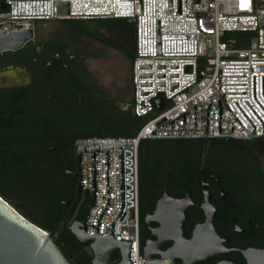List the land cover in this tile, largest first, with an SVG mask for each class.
Masks as SVG:
<instances>
[{"label":"built area","instance_id":"2783aa9c","mask_svg":"<svg viewBox=\"0 0 264 264\" xmlns=\"http://www.w3.org/2000/svg\"><path fill=\"white\" fill-rule=\"evenodd\" d=\"M69 3V13L59 3ZM0 31L35 28L38 20L126 17L136 23L133 62V111L149 120L133 137H83L82 185L92 194L96 151L97 199L86 224L95 234L106 206V151H109L110 205L100 220V235L120 209V154L124 145L125 218L115 224V238L133 242L134 264H163L143 253L139 211V147L157 137H264V0H5ZM254 32L248 47H235L226 33ZM201 58L204 62L201 67ZM211 70V72H210ZM165 103L158 109L156 100ZM158 111L157 113H155ZM80 162V159H79ZM81 174V165H80ZM80 182V180H79ZM92 202V204H93Z\"/></svg>","mask_w":264,"mask_h":264},{"label":"flooded vegetation","instance_id":"af4514ba","mask_svg":"<svg viewBox=\"0 0 264 264\" xmlns=\"http://www.w3.org/2000/svg\"><path fill=\"white\" fill-rule=\"evenodd\" d=\"M64 29L62 20L41 22L35 28V38L22 49L0 52V74L9 69L18 70L17 75H0V103L15 100L13 91L26 88L28 94L23 99L28 107L33 108L35 115L41 117L40 113L48 111L50 115L46 116L50 121H55L59 116L69 121L68 139L63 141L64 145L62 142L58 144L64 150L65 175L72 182L65 191L67 200L64 202L67 208L64 220H68L64 226L70 227L75 221L86 220L93 202L89 191L82 187L79 191L80 156L73 148L71 139L91 134L118 133L117 121L123 113L131 112L133 84L131 71L123 78L115 66L103 65V51L89 49L77 34H63ZM9 52L16 53V56H11ZM0 113V116H6L3 126H9V114L5 111ZM22 113L23 110L18 111V115ZM45 132H57V128L50 126ZM54 149L52 146L51 150ZM262 157L256 154L239 156L230 152L214 154L207 161V190L216 209L214 226L219 237L214 238V255L190 264H248L244 251H264V181L259 177L260 170L264 172ZM197 160L198 157L193 156L184 163L180 174L183 178L179 177V171L176 172L174 166L163 181L156 182L154 188L150 211L146 215L153 216V223L150 228L145 222L148 232L142 247L150 241V254L163 264L184 263L173 251L174 241L160 235L161 224L154 218L157 204L164 193L167 191L173 198L182 199L188 190L191 191L195 205L189 208L185 223L188 239L193 237L197 226L206 221L202 207L205 202L202 160L200 170H192ZM183 179L191 184L186 186ZM198 189L202 196L196 192ZM115 254L120 255L119 252Z\"/></svg>","mask_w":264,"mask_h":264},{"label":"trees","instance_id":"16d2710c","mask_svg":"<svg viewBox=\"0 0 264 264\" xmlns=\"http://www.w3.org/2000/svg\"><path fill=\"white\" fill-rule=\"evenodd\" d=\"M5 0H0V3ZM47 20H38L35 28ZM65 35L77 34L87 43L89 49L103 51L104 59L112 56L111 51L117 50L122 59L129 62L131 81L133 84V62L136 57V23L126 17L91 18V19H64ZM255 33L230 32L226 33L224 40L234 39L235 47H248ZM16 56V53L9 52ZM204 59L201 58V67ZM134 91V85H133ZM15 100L0 103V112L9 114V126H3L6 116H0V196L15 207L22 215L40 226L47 232H55V242L61 246L63 253L72 264H92L93 252L89 246L82 245L69 227H60L66 218L67 200L65 191L72 183L64 172L63 148L58 144L68 139L69 121L65 117H56L50 121L46 116L48 111L35 115L32 107L24 101L28 89L20 88L13 91ZM132 108L128 114L123 113L117 121L119 132L100 137H133L149 120L150 116L138 117ZM23 110L21 115L18 111ZM156 111L155 113H157ZM2 114V113H0ZM50 126L56 127L57 132L46 134ZM89 136L73 137V148L76 149L75 140ZM66 137V138H65ZM204 138L195 139H145L139 147V211L140 235L143 246L148 232L145 217L150 211V202L155 194L156 182L163 181L164 176L171 168L179 171V177L184 163L195 156L198 162L193 169L200 170ZM54 146L55 149L51 150ZM259 148V155H264V137L237 140L234 138L211 139L208 160L214 154H229L231 151L243 154H254L253 147ZM261 155V156H260ZM210 164H208L209 166ZM256 166V165H255ZM259 164L256 168L259 170ZM259 177L264 181V172L260 170ZM182 180V179H181ZM186 186L191 183L183 179ZM196 192L201 190L198 189ZM161 195H158V197ZM202 196V195H201ZM157 199V198H156ZM143 249V247H142ZM120 255L113 254L111 264H117Z\"/></svg>","mask_w":264,"mask_h":264},{"label":"water","instance_id":"95a60500","mask_svg":"<svg viewBox=\"0 0 264 264\" xmlns=\"http://www.w3.org/2000/svg\"><path fill=\"white\" fill-rule=\"evenodd\" d=\"M0 8L6 9L7 5L2 2ZM59 11L62 14L69 13V3H59ZM35 38V28L17 29L6 33L0 31V52L16 51L22 49L27 43ZM211 72V70H210ZM17 69H9L0 75H17ZM24 80L26 78L23 77ZM22 79V80H23ZM164 99L156 100L158 109L164 106ZM234 138L243 139L236 135H220L218 137H204L205 145L203 149L201 174L202 187L205 195V202L202 207L206 213V221L197 226L194 235L188 239V231L185 223L189 215V208L195 205L190 190L187 191L185 198H173L169 192H165L159 200L154 218L161 224L160 235L167 240L174 241L173 251L179 255L184 263L190 264L198 260L207 258L215 254L214 238L219 237L214 226L215 208L211 203V193L207 190V161L210 151L211 139L213 138ZM253 134L250 138H257ZM199 137H157L151 139H195ZM113 150V145L102 146V151H106V206L100 213L97 220L95 234H88L86 231L87 217L84 221H75L70 225V230L84 246H89L94 258L92 264H111L112 255L119 252L121 260L117 264H134L132 260L133 242L119 241L115 238V224L122 221L126 212L125 207V169H124V145H116V150L120 154V209L110 223V235H100V220L103 213L110 205V172H109V151ZM93 152V187L94 203L97 199L96 189V151L99 146L89 147ZM82 152L85 147H78L77 153L80 156L81 174L78 175L79 191L82 185ZM91 206V207H92ZM91 209V208H90ZM90 211V210H89ZM89 214V212H88ZM68 220H63L60 227H63ZM145 222L152 227L153 216L148 215ZM55 232H47L40 226L22 215L15 207L0 196V264H72L63 253L61 246L55 242ZM150 241L143 247L146 258L152 259L149 252ZM244 255L248 264H264V251L246 250ZM219 264H232L221 262Z\"/></svg>","mask_w":264,"mask_h":264},{"label":"rangeland","instance_id":"374dc122","mask_svg":"<svg viewBox=\"0 0 264 264\" xmlns=\"http://www.w3.org/2000/svg\"><path fill=\"white\" fill-rule=\"evenodd\" d=\"M111 53H112V56L110 58H106L104 63H103V65H105L106 67L115 66L118 69V71L120 72L121 76L124 78L129 73V71L131 70L130 66H129V62L124 60V59H122L121 54H119V52L117 50L113 49L111 51ZM252 147H253L252 151L254 152V154L259 155V148L254 147V146H252ZM231 152L232 153H236L239 156L243 155L242 152H236V151H231ZM262 158H263L262 164L264 166V155H263Z\"/></svg>","mask_w":264,"mask_h":264}]
</instances>
